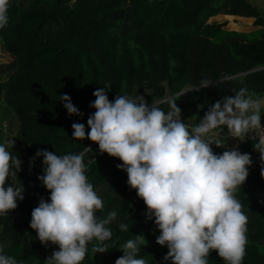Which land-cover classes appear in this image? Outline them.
<instances>
[{"label": "trees", "instance_id": "trees-1", "mask_svg": "<svg viewBox=\"0 0 264 264\" xmlns=\"http://www.w3.org/2000/svg\"><path fill=\"white\" fill-rule=\"evenodd\" d=\"M219 15H226L227 22L209 23ZM8 17L7 26L0 29V45L13 62L0 67V142L12 132L8 119L13 118L17 134L11 151L22 165L17 178L10 177L7 184L22 185L24 199L17 200L15 210L0 215L4 254L19 264H45L54 252L30 227L32 210L41 198L50 202L51 195L38 179L44 174L38 168L43 157L33 161L36 152L76 154L90 147L84 158L86 175L104 200L96 214L117 212L109 226L117 244L103 253L109 258L104 263L96 256L101 253L92 251L97 242L90 243L82 264H115L123 255L119 245L141 235L146 243L139 255L147 264H171L163 259L167 246L156 243L160 232L154 218H146V205L128 185L127 173L117 167L122 161L101 154L87 138L73 140L72 124H84L87 136V120L95 112L90 107L93 92L100 87H107L110 102L117 94L160 101L192 87L172 99L189 126L241 87L264 95V14L247 0H10ZM241 18H254L257 30H225L229 22L233 30H241L234 24L247 22ZM202 81L209 85L200 87ZM64 94L82 117L69 116L60 101ZM172 100L159 106L167 112ZM255 144L248 141L238 149L253 161L235 193L248 216L242 264H264V162ZM213 151L219 155L225 150L213 145ZM120 223L129 231L121 232ZM208 259V264H225L216 251Z\"/></svg>", "mask_w": 264, "mask_h": 264}, {"label": "clouds", "instance_id": "clouds-1", "mask_svg": "<svg viewBox=\"0 0 264 264\" xmlns=\"http://www.w3.org/2000/svg\"><path fill=\"white\" fill-rule=\"evenodd\" d=\"M10 0H0V29L8 24ZM209 82L202 81L200 87ZM107 87L97 88L90 104L95 109L87 120L72 124L73 140L85 138L99 147L101 154L117 158V167L127 173L128 185L147 207L146 218H154L160 235L156 243L167 246L163 258L171 264H208L216 251L225 264H242L246 255L248 216L235 193L249 175L251 156L238 149L213 151L224 147L227 136L243 142L249 133L264 129V95L246 87L234 90L212 104L199 123L189 126L181 119L176 100L165 112L156 102L149 106L143 96L135 99L117 94L110 102ZM69 116H83L69 95L60 96ZM14 139L0 142V215L6 216L23 200L22 185L7 184L17 178L22 161L13 155ZM264 162V135L254 145ZM90 147L76 154L57 155L38 150L33 157H43V175L38 179L51 193L40 199L32 210L30 227L44 245H57L45 264H82L88 245L97 242L92 251L105 253L117 244L109 227L117 218L111 211L104 217L97 212L104 200L94 190L86 175L84 158ZM264 176V169L261 171ZM121 232L129 231L120 223ZM108 242H111L108 243ZM146 243L143 235L119 245L123 253L115 264H147L139 255ZM0 264H19L14 256L0 247Z\"/></svg>", "mask_w": 264, "mask_h": 264}, {"label": "rangeland", "instance_id": "rangeland-1", "mask_svg": "<svg viewBox=\"0 0 264 264\" xmlns=\"http://www.w3.org/2000/svg\"><path fill=\"white\" fill-rule=\"evenodd\" d=\"M224 16H226V15H219L218 17H216V18H213V19H211L210 21H209V23H214V22H222V23H224V22H227V20L224 18ZM255 22H256V20H255ZM255 22H254V24L252 25V27H250L251 26V24H245L246 22H240V21H235L234 22V24L237 26V27H239L241 30H236V31H243L242 33H249V32H251V31H254V30H257V28L255 27ZM246 25V26H245ZM241 26H243V28L241 27ZM248 26L250 27V30H249V28H248ZM244 29V30H243ZM225 30H227V31H232L233 29H232V27L230 26V22H229V24H228V26L225 28ZM235 31V30H234ZM133 48V47H132ZM13 62V57L11 56V55H9V54H7L3 49H2V47H1V45H0V67H5L6 65H8V64H10V63H12ZM193 88L191 87V88H187L186 90H184V91H186L187 93H189L191 90H192ZM197 90V89H196ZM170 97V96H169ZM169 97H167V98H169ZM167 98H165L164 100H166ZM164 100H160V101H154V102H156L157 104L158 103H160L161 101H164ZM169 102V101H168ZM148 103V105L149 106H151L152 105V103H153V101H150V102H147ZM165 103H167V102H165ZM8 122H9V124H12L13 125V128H12V132H10L9 130L7 131V138L5 139V140H7V139H13L15 136H16V134H17V128H16V124H15V121L13 120V118H10V119H8ZM4 140V141H5ZM217 148V147H216ZM217 149H219V148H217ZM219 150H222V149H219ZM38 168L39 169H44V165H39L38 166ZM52 249H53V251H58L59 250V248H58V246L57 245H53L52 244ZM98 258H100V260L102 261V262H104V263H108V257L106 256V255H103V254H97L96 255Z\"/></svg>", "mask_w": 264, "mask_h": 264}, {"label": "built area", "instance_id": "built-area-1", "mask_svg": "<svg viewBox=\"0 0 264 264\" xmlns=\"http://www.w3.org/2000/svg\"><path fill=\"white\" fill-rule=\"evenodd\" d=\"M262 12L264 14V5L262 4ZM261 124L262 126H264V114L261 115ZM224 135L226 136V139H225V144H224V147H219V149H222V150H226V149H233V148H236V149H239L241 145H243L244 143L246 142H258L259 140V136L260 135H264V129H261V130H258L257 133L253 132V133H249L246 137H245V140L243 142L239 141L238 139L236 138H233L231 136H227V129L225 128L224 129V133L221 134V139L223 140L224 138Z\"/></svg>", "mask_w": 264, "mask_h": 264}, {"label": "crops", "instance_id": "crops-1", "mask_svg": "<svg viewBox=\"0 0 264 264\" xmlns=\"http://www.w3.org/2000/svg\"><path fill=\"white\" fill-rule=\"evenodd\" d=\"M252 6H254L255 8H257L259 11L262 12V4L264 5V0H247ZM239 18V17H237ZM243 20H247V22L245 23L246 25L247 24H251L250 27H252V25L254 24L255 22V19L254 18H241ZM245 25V26H246ZM243 28V26H241ZM250 27L248 26L249 30H250ZM244 30V29H243ZM234 31V30H232ZM236 31V30H235ZM239 32H243V31H239ZM252 32V31H251Z\"/></svg>", "mask_w": 264, "mask_h": 264}, {"label": "water", "instance_id": "water-1", "mask_svg": "<svg viewBox=\"0 0 264 264\" xmlns=\"http://www.w3.org/2000/svg\"><path fill=\"white\" fill-rule=\"evenodd\" d=\"M262 69H263V68L256 69V70H254V71H251V72L246 73V74L238 75V76H236V77H241V76H244V75H247V74H251V73H254V72H258V71H260V70H262ZM218 83H220V82H217V83H215V84H218ZM191 91H193V90H191ZM191 91H190V92H191ZM186 93H187V92H183V93H181V94H179V95H176V96H173V97H169V98H167L166 100L161 101L160 103H158V105H161V104H163V103H165V102H168V101L172 100L173 98H175V97H177V96L184 95V94H186ZM251 167H253V166H251Z\"/></svg>", "mask_w": 264, "mask_h": 264}]
</instances>
